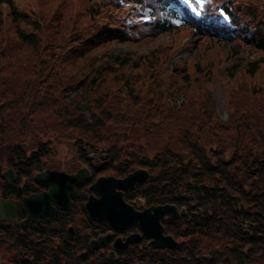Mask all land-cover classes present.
I'll return each mask as SVG.
<instances>
[{"label":"trees","instance_id":"1","mask_svg":"<svg viewBox=\"0 0 264 264\" xmlns=\"http://www.w3.org/2000/svg\"><path fill=\"white\" fill-rule=\"evenodd\" d=\"M130 1L127 8L122 7L124 11L136 15L146 6L149 19H139L131 27L104 26L102 38H150L173 29L175 18H181L174 0ZM0 4L6 8L14 37L9 35L2 44L0 20V145L6 146L7 164L15 174L11 181L0 175L2 195L18 197L15 186L22 176V192L38 189H29L31 174L55 153L56 142H63L62 149L71 152L66 160L71 168L77 158L86 163L85 149L97 146L106 151L103 167L117 174L123 175L134 164L146 167L144 183L136 184L131 196L139 193L146 202L184 207L179 215L185 221L182 228L174 217L160 218L164 231L175 228L172 236L181 239L171 248H162L168 250L166 257L152 250L142 264H264V88L255 89L250 100L232 99L227 117L212 119V104L176 91L172 81L156 80L149 71L150 80L142 75L139 86L128 83L122 70L107 79H113L112 84L102 76L80 72L75 57H80L79 52L56 51L65 35V15L73 8L69 0L63 1L56 16L51 15L49 25H43L44 15H36L24 0H0ZM222 4L229 25L212 14L215 11L207 3L193 18L177 2L183 9L182 21L197 34L221 37L228 33L227 37L260 50V61H264V0L260 9L257 4L248 8ZM249 25L251 33L245 35ZM125 63L119 61V65ZM245 64L249 74L258 67L256 59ZM179 68L180 78L188 81L184 65ZM176 94H182L179 100ZM51 165L58 167V163ZM80 191L77 185L73 197H79ZM127 192L123 196L129 201ZM16 210L17 219L24 216L20 203ZM59 214L44 212L37 221L21 226L0 220V264L88 262L85 236H73L64 229L66 219ZM103 227L104 221L98 225L100 230ZM62 233L67 237L59 243L51 241ZM206 247L207 255H194ZM119 257L102 262L128 261L127 256L125 262Z\"/></svg>","mask_w":264,"mask_h":264},{"label":"rangeland","instance_id":"2","mask_svg":"<svg viewBox=\"0 0 264 264\" xmlns=\"http://www.w3.org/2000/svg\"><path fill=\"white\" fill-rule=\"evenodd\" d=\"M63 1L67 2L68 0H24V3L36 15L43 14L41 22L43 25L45 23L49 25L53 20L51 15L55 14L56 16L55 11L60 10ZM69 1L71 3L70 6H73V8L65 15V35H63L59 49L56 51L79 52L81 54L80 57H75L77 63L80 64L78 67L80 72L82 71L85 74L91 73L90 76H102L104 82L108 83L109 80L107 79L111 78L110 76L119 74L120 70H122L128 83L139 86V78L142 75H145L146 81L150 80L146 76V72L149 71L150 76L155 77L156 80L172 81L171 86L177 87L175 88L176 91L202 99L209 103V105L212 104V119H225L227 117V108L232 106V99L244 97L250 100L255 89L264 88V61H260L262 53L256 48H251L241 39H232L230 36H225L226 33L223 34V37L197 34L196 31L186 24H178L173 29L162 31V33H157L150 38L128 39L126 41L105 39L101 37L104 26L126 27L124 24L129 23L131 27L135 23L130 22L128 18L131 21H139L140 17L137 18L139 14L135 15L130 14L129 11H124L122 7L127 8V4L119 0ZM209 1L211 0H198V3H208ZM224 1H229L230 4L236 7L242 6L241 8H248L254 4H257L259 9L261 8V5H259L261 4V0ZM17 3L18 5H22L20 1H17ZM0 7L3 9L0 16L3 37L1 42L3 44L9 35L11 39H14V37L13 33L9 31V20L5 13L6 8L3 4H0ZM140 10V15L147 18L148 14L143 12V10L148 11L147 7H141ZM248 27L244 31L245 35L251 33L252 27L250 25ZM95 33H97V36H94ZM253 59L257 60L258 67L253 74H249L245 68L247 66L245 63ZM121 60H126V63L119 65V61ZM83 63H85V66L82 65ZM233 63L236 64L235 67L232 66ZM181 64L184 65V73L188 76V81L186 82L180 78L182 72H180L179 67ZM90 65L91 68L89 67ZM112 82L114 83L113 79L109 83L112 84ZM80 88L79 91L83 94V87ZM111 91H114V89ZM181 95L176 94V100H179ZM55 147V153L42 162L44 167L55 168L56 166L54 167L51 164L58 163L57 168L70 169L71 167L66 165V160H69L71 152L62 149L66 147L63 142H56ZM5 150L6 146L0 145V170L10 166L7 164ZM104 152L106 151L97 146L89 147L85 149L87 162L85 163L77 158V162H75L72 168L76 169L78 166L87 167L89 162H91L97 166V171L92 173V178L101 175L117 174L114 172V169L111 170L109 167H106L107 165L103 167V160H105ZM183 160L186 161L187 159L183 157ZM138 166L140 165L134 164L132 169ZM44 167L41 169H44ZM73 169L71 170L74 171ZM24 180L25 177H20V182ZM82 189L87 192V187H83ZM0 196H2L1 188ZM132 202L138 207L147 205L141 197H136ZM179 215L174 218H176L177 224L182 228L185 226V221H183L182 215ZM87 223L82 218V212L79 210L72 214V220L69 222L73 230H75L73 232L80 233L82 237L83 235L86 237L90 234L86 227ZM173 229L172 231H175V228ZM172 231L169 233L175 235L173 234L175 232ZM103 232L96 230V234ZM182 232L184 233V230ZM116 234L115 232L111 233L112 240ZM122 236L119 235V237ZM173 237L177 241L181 239L180 236ZM112 240L108 242L109 246L107 250L112 248ZM51 241L54 242L53 237ZM146 242L144 239L138 240L137 243H133L131 246L126 245V249H122L124 253L118 254L115 251L112 256H107L106 250H97L98 253L87 258L88 262L83 264H103L102 260L104 258L114 259L118 255L121 261L126 256L128 257V261H123L125 262L123 264H142L152 250H155L158 256L166 257L168 254L167 249H162L163 247L152 248ZM208 250L209 248L207 247L201 248L194 251V255L205 256Z\"/></svg>","mask_w":264,"mask_h":264},{"label":"water","instance_id":"3","mask_svg":"<svg viewBox=\"0 0 264 264\" xmlns=\"http://www.w3.org/2000/svg\"><path fill=\"white\" fill-rule=\"evenodd\" d=\"M146 169L134 167L123 176L101 175L94 178L87 186L88 193L83 203L89 218L95 220H105L111 228H120L137 224L140 231L148 238V243L152 247H171L176 240L168 233H163L160 217L167 213L177 216L184 208H176L171 202L149 203L142 208H135L131 203L123 199L122 190L132 188L136 182L142 181L147 175ZM86 168L78 167L73 172H64L57 168H44L34 171L33 181L47 183V188L34 190L28 194L21 195V203L25 209L23 218L16 220V203L14 199L7 196L0 197V220L14 222L20 226L29 221H35L40 213L44 211H57L64 208L68 202L69 194L73 192L74 185L81 177L85 176ZM0 175L6 179L14 178L13 168L10 166L0 170ZM18 191L20 192V187ZM136 198V197H135ZM134 198V199H135ZM109 232L96 235L90 242L108 239ZM139 237V231H129L122 238L114 236L111 247L125 248L130 241H135ZM110 248L107 256H112L114 250Z\"/></svg>","mask_w":264,"mask_h":264},{"label":"flooded vegetation","instance_id":"4","mask_svg":"<svg viewBox=\"0 0 264 264\" xmlns=\"http://www.w3.org/2000/svg\"><path fill=\"white\" fill-rule=\"evenodd\" d=\"M78 167H84V166H78ZM86 168V175L85 176H83V177H81L75 184H73V185H75L74 186V191H75V188H76V186L77 185H80V189H81V191H80V196L81 195H83L84 194V198H81L80 196L78 197H73V193H71L70 195H69V198H68V202H67V204H66V206L64 207V208H61V209H58L57 211H44V212H51V213H60L59 215H61V218H64L65 217V219H66V222H64V229H67V230H69L70 231V233H72V235L74 236H80L81 234L80 233H74L73 231H75V230H73V228L71 227V225L69 224V222L72 220V214L75 212V211H77V210H79V211H81L82 212V218H84L85 219V221H86V223L88 224H86V227H87V229H88V231L90 232V234H86L87 236L85 237V240H86V242H87V244H88V246H85L84 245V247L86 248V249H88V252H89V256L87 257V258H89V257H91V256H94V255H96L97 253H98V251L97 250H100V251H104V250H106L107 248H108V246H109V243L108 242H110L112 239H111V233H117L116 235H123V236H125L126 234V232L128 233L129 231H134V230H138L139 229V227H137V224L136 223H133V224H131L130 226H128V227H125V228H123V229H120V228H110L107 224H106V222H105V227H103V230H100L99 228L97 229V227H98V225L101 223V222H103V221H95L94 219H92V218H89L88 217V215H87V211H86V209H85V207L83 206V203H84V201H85V199H86V194H87V192H86V190H83L82 188L84 187H87V185L88 184H90V182L94 179V178H92V173L93 172H96L97 170V166L96 165H94V164H89V165H87V167H85ZM60 169H62V168H60ZM71 169H73V168H70V169H67V170H64V169H62V170H64L66 173L67 172H73ZM76 169H78V168H76ZM76 169H73L74 171L76 170ZM121 176V174H115V176ZM92 178V179H91ZM144 181V180H143ZM143 181H140V182H138V183H136V184H141V183H144ZM24 181H22V182H20V179H19V181L17 182V184H19V187H20V192L18 191L19 189H18V187H17V185L15 186V190H17V192H18V197H16L17 195H14L13 196V199H15V202H16V206H17V204L18 203H20L21 202V198H20V196L21 195H23V193H25V192H22V190H23V188H22V183H23ZM31 182V181H30ZM32 183L33 184H30V187L31 188H29V189H34V188H38V189H40V190H42V189H45V188H47L48 186H47V183H45V184H43V183H40V182H37V181H33L32 180ZM136 184L134 185V187L132 188V189H124L123 190V192L124 191H128L127 192V195L125 196L127 199H129V201L128 202H130L132 205H134V207L136 208H140V207H138L137 205H135L133 202H132V197L133 196H131V193L134 191V189H135V186H136ZM34 190H37V189H34ZM33 190V191H34ZM131 192V193H130ZM27 193H29V191L27 192ZM123 194V193H122ZM137 194H139V193H137ZM142 196V195H141ZM143 197V200H144V202H146V200H145V197L144 196H142ZM126 200V199H125ZM147 203H158V202H151V201H147L145 204H147ZM21 204V203H20ZM146 206V205H145ZM44 212H42V213H44ZM41 213V214H42ZM39 217V216H38ZM54 223V222H53ZM89 223H91V225H89ZM69 224V225H68ZM95 226H97V227H95ZM105 228V229H104ZM96 230H99L100 232H102V231H104V232H106V231H108L109 232V235H108V239H106V240H103V241H101V240H98V242H97V240H96V242H90V239H92V238H95L96 237V235H99V234H103V233H97L96 234ZM62 237H59L60 236V234H59V236L58 235H56V236H53V238H54V242L55 243H59V241H60V238H66L67 237V235L66 234H63L62 233ZM122 236V237H123ZM121 237V238H122ZM143 239H145L146 241L148 240V238L140 231L139 232V237H138V239L137 240H135V241H130L129 243H128V245H132L133 243H137V241L138 240H143ZM147 244H148V242H146ZM148 246H149V244H148ZM83 246H82V250L83 251H85V248H84ZM113 249V248H112ZM117 249H121L122 250V248H116L115 247V249H113L114 250V253H115V251H117ZM123 249H126V247L125 248H123ZM75 250L76 251H78L79 249H78V247L76 248L75 247ZM81 251V250H80Z\"/></svg>","mask_w":264,"mask_h":264}]
</instances>
